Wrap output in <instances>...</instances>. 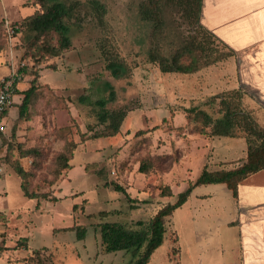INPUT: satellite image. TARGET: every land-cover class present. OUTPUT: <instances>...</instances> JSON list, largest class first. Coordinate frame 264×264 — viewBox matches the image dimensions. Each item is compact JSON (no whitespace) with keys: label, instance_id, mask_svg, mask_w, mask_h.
<instances>
[{"label":"rangeland","instance_id":"obj_1","mask_svg":"<svg viewBox=\"0 0 264 264\" xmlns=\"http://www.w3.org/2000/svg\"><path fill=\"white\" fill-rule=\"evenodd\" d=\"M55 1L74 6L66 20L71 44L36 64L27 55L30 32L13 28L36 11L34 0H0V81L16 70L19 88L35 85L27 118L19 121L12 104L0 139V264H134L147 240L134 251L105 252L96 224L144 229L203 168L240 165L247 148L241 126L233 136H218L210 134L211 125L200 133L202 118L196 124L189 118L196 110L219 118L227 103L264 130V85L249 72L243 52L204 26L202 6L196 19L183 6L166 5L157 27L142 17L147 0ZM184 46L197 54L199 69L162 72L154 54L170 58ZM109 60L121 63L118 77L106 68ZM109 97L105 107L126 115L116 134L95 136L105 126L95 101ZM18 145L30 151L20 156ZM60 154L71 155L66 168ZM165 185L170 196L160 195ZM236 205L224 184L195 186L173 211L148 264H233ZM78 226L85 228L82 238Z\"/></svg>","mask_w":264,"mask_h":264},{"label":"trees","instance_id":"obj_2","mask_svg":"<svg viewBox=\"0 0 264 264\" xmlns=\"http://www.w3.org/2000/svg\"><path fill=\"white\" fill-rule=\"evenodd\" d=\"M34 2L36 11L23 18L19 26L13 23V28L14 32H19L22 29L30 32L27 41V55L32 57L36 64H39L43 59L60 55L70 46L69 26L66 20L71 18V11L74 6L71 4L66 6L64 3L55 0H34ZM169 4L183 6L186 11H190L197 19L201 10L202 0H147L141 9L142 17L150 20L155 26L159 27V24L162 22L161 14L163 8ZM153 59L158 62L162 72L192 73L200 67L197 54L190 46L181 47L173 53L170 58L154 54ZM120 64L121 63L117 60H109L106 64V68L112 76L118 77L123 72ZM23 72L24 74H33L28 73L29 71L25 68ZM34 91L35 85L33 83L22 91L15 89L14 93L22 94L21 101L16 104L18 106L17 119L19 121L27 118L26 115ZM83 98L84 97H79V100L83 101ZM110 99L111 97L108 99L98 98L95 101V104L99 107L97 113L98 119L101 123L105 124L102 131L96 133L95 136H111L116 134L126 115V111L123 109H107L105 105ZM225 104L226 111L221 117L212 119L211 116L204 111L196 110L194 115L189 118V122L196 124L197 118L200 117L202 118L201 122L203 124L200 133H204L205 127L211 125L210 134L218 136H233L234 128L241 126V129L245 133L247 145L245 160L240 165L227 170L209 171L203 168L197 179L191 182L184 191L178 193L173 202H167L156 211L145 224L144 229L130 228L118 222L97 223L96 226L99 231L101 246L105 252L120 250L134 251L147 240L145 248L138 255L134 264H148L154 250L163 243L164 232L166 231L168 226L167 223L170 221L173 211L182 206L195 186L200 184L221 183L230 190L233 197H236L238 184L249 175L264 169V130L253 121L248 113L237 112L231 109L227 103ZM191 111L193 112L195 110ZM6 112L7 110L4 112V116ZM3 134L4 133L0 131V139ZM18 146L20 156H24L30 151V149H21V145ZM9 148L12 149L13 147L10 146ZM59 159L62 163V167L66 168L68 166V160L71 159V155L60 154ZM14 168L17 175L22 179V190L26 195H30L26 190L24 181L25 172L23 168L19 164H16ZM146 168L147 165L142 164L139 167V171L146 173ZM113 188L116 191L126 194L124 188L118 184H114ZM160 195L170 196V186L165 185L161 189ZM104 213V211H101L100 214L103 215ZM140 224H142V222L138 221V225ZM76 229L77 237L82 238L85 228L78 226ZM173 241L176 243V235ZM171 253L176 256L179 253V248L173 247Z\"/></svg>","mask_w":264,"mask_h":264},{"label":"crops","instance_id":"obj_3","mask_svg":"<svg viewBox=\"0 0 264 264\" xmlns=\"http://www.w3.org/2000/svg\"><path fill=\"white\" fill-rule=\"evenodd\" d=\"M201 13L204 26L231 49L243 52L249 72L264 85V0H203ZM20 84L18 91L25 89ZM21 98L14 93L13 104ZM232 198L239 211V247L233 264H264V169L240 182Z\"/></svg>","mask_w":264,"mask_h":264},{"label":"built area","instance_id":"obj_4","mask_svg":"<svg viewBox=\"0 0 264 264\" xmlns=\"http://www.w3.org/2000/svg\"><path fill=\"white\" fill-rule=\"evenodd\" d=\"M21 80V74L12 70L5 79L0 81V131L4 132V112L9 109L13 103V95L16 85ZM2 168L0 167V173Z\"/></svg>","mask_w":264,"mask_h":264}]
</instances>
